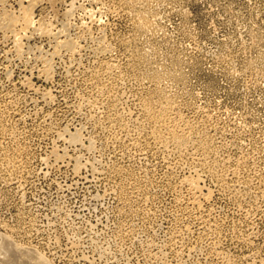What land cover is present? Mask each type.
Returning a JSON list of instances; mask_svg holds the SVG:
<instances>
[{
	"label": "rangeland",
	"instance_id": "374dc122",
	"mask_svg": "<svg viewBox=\"0 0 264 264\" xmlns=\"http://www.w3.org/2000/svg\"><path fill=\"white\" fill-rule=\"evenodd\" d=\"M152 1L39 0L0 29V239L55 264H264V0ZM172 125L191 142L152 133Z\"/></svg>",
	"mask_w": 264,
	"mask_h": 264
},
{
	"label": "bare ground",
	"instance_id": "6f19581e",
	"mask_svg": "<svg viewBox=\"0 0 264 264\" xmlns=\"http://www.w3.org/2000/svg\"><path fill=\"white\" fill-rule=\"evenodd\" d=\"M21 1V0H20ZM124 3H125V5L126 4H130L129 6H133V5H137L138 6V3L139 2H142V3H144V0H122ZM152 1V0H151ZM6 1L5 0H0V6L1 5H5L4 3H5ZM38 2H39V0H29V3L27 4V5H20L21 6V10H19L20 11V14H15V13H12V12H3L1 15H0V29L1 28H3V29H6L7 30V32H8V30H10V31H12V33H14V35L16 34V35H18L17 33H18V29H20V28H18V26H20L23 30L24 29H30L31 27H33L34 26V24H35V22H37L36 20H35V12H34V9L36 8V6L38 5ZM148 2V1H147ZM153 2V1H152ZM151 2V3H152ZM20 3V2H19ZM40 4V3H39ZM139 4H141V3H139ZM145 4V3H144ZM144 4H143V6H144ZM148 4V3H147ZM121 5L123 6V4H122V2H121ZM120 6V5H119ZM125 7H127V6H125ZM146 7V6H145ZM151 7V6H150ZM3 8V7H2ZM2 8H0V9H2ZM6 8V7H5ZM134 8V7H133ZM148 8V7H147ZM137 9V8H136ZM7 10V9H6ZM120 10V9H119ZM118 10V11H119ZM135 10V9H134ZM130 11V10H129ZM125 12H127L126 10H125ZM144 12V11H143ZM142 12V15L143 14H146L145 12L143 13ZM141 13V11L140 12H138V14L139 15H141L140 14ZM150 13V12H149ZM133 14H134V11H133ZM138 14H135V15H138ZM141 15V16H142ZM149 15V14H148ZM151 15V14H150ZM145 16L147 17V18H149L148 16H147V14L146 15H144V17L142 16V17H139L140 19H141V21H140V19L138 18V16H137V18H138V20H139V22L140 23H142V25L144 24H146L147 22L149 23L150 21V19L149 20H146L145 21ZM134 18V17H133ZM135 19V18H134ZM152 21V20H151ZM137 22V21H136ZM42 24V23H41ZM150 24V23H149ZM148 24V25H149ZM68 25V24H67ZM137 25H139V24H137ZM141 25V26H142ZM147 25V24H146ZM145 25V26H146ZM64 26V25H63ZM151 26V25H150ZM41 27V26H40ZM44 26L42 25V28H43ZM50 27V26H49ZM68 27V26H67ZM66 27V28H67ZM140 27V26H139ZM143 27V26H142ZM36 28V27H35ZM38 28V27H37ZM41 28V29H42ZM65 28V29H66ZM71 28V27H70ZM40 29V28H39ZM45 29V28H44ZM62 29V28H61ZM69 29V28H68ZM141 29V28H140ZM2 30V29H1ZM46 30V29H45ZM48 30H49V28H48ZM60 30V29H59ZM63 30V29H62ZM61 30V31H62ZM70 30V29H69ZM143 30V29H142ZM146 30V29H145ZM20 31V30H19ZM44 31V30H43ZM47 31V30H46ZM65 30H63L62 32H64ZM85 31V30H84ZM89 31H91V28H90V30ZM6 32V33H7ZM25 32V31H24ZM38 32V31H37ZM48 32H50V31H48ZM48 32H46V34L48 33ZM26 33V32H25ZM52 33H54V32H52ZM59 33V37H60V33L61 32H58ZM88 33V32H87ZM5 34V33H4ZM20 34V33H19ZM68 34V33H67ZM69 34H70V32H69ZM91 34V33H90ZM15 35V36H16ZM32 35V34H31ZM53 35V34H52ZM5 36V35H4ZM20 36H21V34H20ZM24 36V35H23ZM27 36V35H26ZM29 36V35H28ZM48 36H49V34H48ZM65 36H68V35H65ZM7 37V36H6ZM17 38H18V36H16ZM16 37H15V39H16ZM22 37V36H21ZM31 37V36H30ZM78 37V36H77ZM57 38V37H56ZM68 38H70V40H68ZM67 39H62V40H59V41H57L59 44V46H58V48H57V46H56V48H57V51H61V49H64V48H66L68 51H75L76 49H77V44H76V42H73L72 40H74V39H71V36L70 37H68ZM76 38V37H75ZM258 38V37H257ZM44 39V38H43ZM59 39V38H58ZM80 39V38H79ZM5 40V39H4ZM50 40V39H49ZM55 40V39H54ZM76 40V39H75ZM79 41V40H78ZM104 41V40H103ZM3 42V41H2ZM53 43V42H52ZM16 44V43H15ZM14 45V44H13ZM20 46H21V44H19ZM18 45V46H19ZM79 45H81L80 43H79ZM17 46V47H18ZM26 46V45H25ZM28 46V45H27ZM63 47V48H62ZM20 48H22V47H20ZM31 48V47H30ZM40 48V47H39ZM53 48V47H52ZM55 48V49H56ZM61 48V49H60ZM13 49V48H12ZM16 49V48H15ZM41 49V48H40ZM66 49H65V51H66ZM21 50V49H20ZM19 50V51H20ZM29 50V49H28ZM27 50V51H28ZM41 50H43V49H41ZM8 51H10V50H8ZM7 51V52H8ZM31 51V50H30ZM64 51V52H65ZM79 51V50H78ZM6 52V53H7ZM18 52V51H17ZM26 52V51H25ZM33 52V51H32ZM40 52H42V51H40ZM55 52V51H54ZM67 52V51H66ZM18 53H20V52H18ZM57 52H55V54H56ZM8 54V53H7ZM21 54V53H20ZM49 54V53H48ZM54 54V53H53ZM52 54V55H53ZM61 53H59V55H60ZM18 55V54H17ZM64 55V54H63ZM69 55V54H68ZM260 55H263V54H260ZM43 56V55H42ZM2 57V56H1ZM19 57V56H18ZM45 57V58H44ZM43 58H44V69H43V73L45 74V75H47L48 76V78L50 77L51 78V76H52V61L54 60V59H52L51 60V58L49 59V58H46L47 56H44ZM54 57V56H53ZM35 58V57H34ZM261 58V57H260ZM262 59H263V57H262ZM261 59V60H262ZM8 60V59H7ZM72 60V59H71ZM258 60V59H257ZM256 60V61H257ZM55 62H56V59H55ZM72 62V61H71ZM259 62V61H258ZM262 62V61H261ZM74 63V62H73ZM111 63V62H110ZM9 65V64H8ZM68 65V64H67ZM74 65V64H73ZM108 65V64H107ZM115 65V64H114ZM113 65V66H114ZM258 65V64H257ZM109 66V65H108ZM264 66V65H263ZM35 67V66H34ZM33 67V68H34ZM71 67V66H70ZM73 67V66H72ZM261 67V66H260ZM257 68H259V66L257 67ZM264 68V67H263ZM8 69V68H7ZM10 71V70H9ZM70 71V70H69ZM260 71V70H259ZM33 72V71H32ZM67 72V71H66ZM10 73V72H9ZM8 74V73H7ZM11 74V73H10ZM40 74V73H39ZM55 74V73H54ZM13 75V74H12ZM69 75V74H68ZM71 75V74H70ZM10 76V75H9ZM8 76V77H9ZM44 76V75H43ZM12 77V76H11ZM31 78V77H30ZM52 78H54V77H52ZM94 78V77H93ZM99 78H100V76H99ZM91 79V78H90ZM96 79V78H95ZM50 80V79H49ZM30 81V80H29ZM27 82V81H26ZM31 82V81H30ZM90 82H92V81H90ZM98 83V82H97ZM103 84V83H102ZM31 85V84H30ZM107 86V85H106ZM105 87V86H104ZM33 88V87H32ZM31 88V89H32ZM37 89V88H36ZM98 89V88H97ZM108 89V88H107ZM102 91V90H101ZM40 92V91H39ZM49 92H50V94L52 95V93H51V90H49ZM49 94V95H50ZM47 95V94H46ZM50 97V96H49ZM52 98V97H51ZM55 98V97H54ZM117 98V97H116ZM152 99V98H151ZM45 100V99H44ZM53 101V100H52ZM141 101V100H140ZM146 101H147V99H146ZM150 101V100H149ZM149 101H147L146 102V104L144 105L145 106V108H146V110H147V112H148V114L151 116L150 118H152L155 122H156V124H157V126L158 127H162V126H164V125H167L166 124V122H167V120H168V113H167V111H165L164 109H162V110H159L158 112H156V109H153L152 108V106H154V104H152V103H149ZM152 102V101H151ZM168 102V101H167ZM46 103H48V102H46ZM142 103V102H141ZM144 103V102H143ZM158 103V102H157ZM171 103V102H170ZM67 104V103H66ZM158 104H160V103H158ZM168 104V103H167ZM68 105V104H67ZM66 105V106H67ZM164 105V104H163ZM172 105V104H171ZM81 106V105H80ZM82 106H83V104H82ZM112 106V105H111ZM168 105H166V108H168L167 107ZM109 107V106H108ZM165 107V106H164ZM171 107V106H170ZM157 108V107H156ZM163 108V107H162ZM160 109H161V107H160ZM169 109V108H168ZM167 110V109H166ZM171 110V109H170ZM113 111V110H112ZM169 111V110H168ZM174 111V110H173ZM172 111V112H173ZM145 112V111H144ZM110 113V112H109ZM107 114V113H106ZM174 115V114H173ZM147 116V115H146ZM114 117V116H113ZM140 117V116H139ZM149 117V116H148ZM170 117V116H169ZM172 117V116H171ZM178 117V116H177ZM112 118V117H111ZM119 118V117H118ZM173 118V117H172ZM171 118V119H172ZM175 118H176V116H175ZM113 119V118H112ZM170 119V120H171ZM150 120V122H151V119H149ZM153 120H152V122H153ZM183 120H185V119H183ZM139 121V120H138ZM169 121V120H168ZM178 121V120H177ZM188 121H190V120H188ZM144 122V121H143ZM174 122V121H173ZM173 122H172V124H173ZM115 123V122H114ZM142 123V122H141ZM170 123V125H171V122H169ZM176 123V122H175ZM187 123V122H186ZM190 123V122H189ZM153 124H154V122H153ZM188 124V123H187ZM190 124H192V123H190ZM178 125V124H177ZM186 125V124H185ZM156 126V127H157ZM155 126H153V128H154ZM155 127V129H152V130H154V131H152V133H154L155 135H157L156 137H159V139L162 141V142H164V143H167V142H169V141H172L173 143H175V145L176 146H178V147H180V148H182V147H184L185 145H187L188 143H190L191 142V138H192V136L191 135H189V134H187V132L186 133H179V131H178V129H177V126L176 125H172V126H168L166 129H167V135L166 134H164L165 132H161V130L157 127L156 128ZM166 127V126H165ZM191 127V126H190ZM163 128V127H162ZM184 128V127H183ZM3 129H5V128H3ZM13 131V130H12ZM189 133V132H188ZM201 134V133H200ZM74 138L77 140V139H79V136L78 135H74ZM201 139V138H200ZM73 140V139H72ZM197 140V139H196ZM149 141H150V139H149ZM159 141V140H158ZM72 142V141H71ZM74 142H76V141H74ZM78 142H82V141H80V139H79V141ZM161 142V143H162ZM171 142V143H172ZM160 143V142H159ZM202 144H204V143H202ZM164 145V144H163ZM193 145V144H192ZM200 147V146H199ZM202 148V147H201ZM194 150V149H193ZM196 151V150H195ZM205 152V151H204ZM204 152H203V154H204ZM184 153V152H183ZM63 156V155H62ZM195 156V155H194ZM70 157V156H69ZM72 157V156H71ZM75 157V156H74ZM73 157V158H74ZM208 157V156H207ZM207 157H205V159L207 158ZM79 158V157H78ZM76 159V158H75ZM204 159V160H205ZM17 160V159H16ZM15 160V161H16ZM14 161V160H13ZM70 162V161H69ZM203 162V161H202ZM80 163V162H79ZM14 164V163H13ZM78 164V163H77ZM80 165H82V164H80ZM79 165V167H81ZM85 165V164H84ZM83 165V166H84ZM76 166V165H75ZM82 166V167H83ZM76 168V167H75ZM74 168V169H75ZM80 169V168H79ZM78 170V169H77ZM204 170V169H203ZM194 175V174H193ZM187 177V176H186ZM194 178V177H193ZM198 178H200V177H198ZM187 179V178H186ZM185 179V180H186ZM191 179V178H190ZM189 179V180H190ZM191 181V180H190ZM190 181H188V182H190ZM186 182V181H185ZM192 182H193V186H195L196 185V180L195 181H193L192 180ZM192 182H190V183H192ZM199 182V181H198ZM189 183V184H190ZM194 183H195V185H194ZM197 186V185H196ZM192 187V186H191ZM204 187V186H203ZM196 188V187H195ZM199 188H201V187H199ZM191 189V188H190ZM193 192V191H192ZM194 193V192H193ZM200 195V194H199ZM204 195V194H203ZM206 195H208V194H206ZM209 195H210V193H209ZM194 200V199H193ZM198 200V199H197ZM200 201H198V203H199ZM197 203V204H198ZM2 235H4L1 239H0V261L2 262V263H4V264H55L53 261H51L47 256H45L44 255V253L43 252H41L39 249H37V247H34V246H25V245H23V244H19L15 239H13L11 236H7V235H5V234H2Z\"/></svg>",
	"mask_w": 264,
	"mask_h": 264
}]
</instances>
